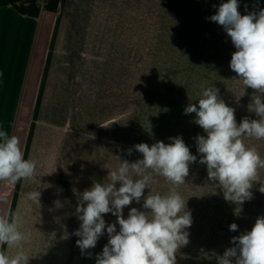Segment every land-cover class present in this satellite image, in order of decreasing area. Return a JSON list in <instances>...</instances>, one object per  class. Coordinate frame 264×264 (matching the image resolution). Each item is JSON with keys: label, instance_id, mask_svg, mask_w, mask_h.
Wrapping results in <instances>:
<instances>
[{"label": "crops", "instance_id": "0c3cea01", "mask_svg": "<svg viewBox=\"0 0 264 264\" xmlns=\"http://www.w3.org/2000/svg\"><path fill=\"white\" fill-rule=\"evenodd\" d=\"M222 2L226 0H62L57 13L38 6L37 18L19 15L12 7L0 8V36L9 34L15 49L24 51L15 50L19 52L15 54L17 65L0 82H13L8 102L14 107L2 122L9 136L18 139L24 158L36 162L34 176L21 179L19 191L18 181H0V216H10L17 194L13 214L20 217L19 230L31 233L24 243L27 264H96L100 242L81 253L76 244L79 237L74 235L81 223L75 209L80 195L95 182H110L109 171L121 163L117 157L130 163L143 158L135 149L127 154V149L139 143L168 144L169 138L181 136L197 156V162L189 165L185 183L176 187L188 182L193 200L186 206L193 221L187 229L189 242L177 251L176 264H217V258L233 246L231 238L250 231L257 217L264 216V193L259 191V183L251 189L253 198L237 205L226 201L218 184L208 179L206 165L198 162L194 139L206 133L194 123L195 113L184 112L190 103L198 106L203 90L215 87L220 98L235 109L237 124L244 117L258 119L248 109L254 90L239 80L229 61H205V53L212 54V48L175 47L179 49L175 54L186 57L184 61L170 69L159 63V72L172 69L171 79L159 81L165 91L155 109L156 117L158 108L164 109L166 128L158 131L155 127L153 135L149 130L138 131L134 125V74L138 69L143 71L144 65L135 69L133 48H118L114 41L129 33L132 38L136 25L141 26L142 38H149L153 23L158 28L172 27L173 38H192L200 33L207 37L211 32L226 46L231 44L227 48L232 55L236 49L222 26L207 19ZM238 4L241 15L259 11L258 0H238ZM12 19L18 22L15 30L7 27ZM123 23L130 28L129 33L119 32ZM224 52L221 48L222 56ZM145 54L149 49L143 47L142 60ZM166 54L163 51L159 57ZM39 95L40 107L34 119ZM140 103L143 113L149 103L141 98ZM242 139L264 158V140ZM259 175L264 179V168L259 169ZM152 177L158 190L160 184L163 188L172 186L164 177L155 173ZM37 190L39 201L30 198ZM232 223L238 225V231H230ZM4 252L12 256L16 249L5 245Z\"/></svg>", "mask_w": 264, "mask_h": 264}, {"label": "clouds", "instance_id": "9594fccd", "mask_svg": "<svg viewBox=\"0 0 264 264\" xmlns=\"http://www.w3.org/2000/svg\"><path fill=\"white\" fill-rule=\"evenodd\" d=\"M238 7V0H226L207 19L222 26L231 39L236 51L230 69L256 93L248 109L258 119L244 117L237 124L235 109L220 98L215 87L203 90L198 106L190 103L184 112L195 113L194 123L206 133L194 139L198 162L206 165L208 179L218 184L226 201L242 205L253 198L254 183H259V191L264 193V179L259 175L264 158L242 139L264 140V9L241 15ZM169 139L168 144L139 143L127 149L128 155L135 149L143 158L130 163L117 157L121 163L109 171L110 182H95L80 195L75 212L81 223L74 235L79 237L76 244L81 253L95 248L105 230L108 236L102 252L96 255V264H176L177 251L188 244L192 216L176 187L185 183L189 165L197 162V156L181 136ZM149 170L173 186L168 194L152 193ZM35 171L36 162L24 158L18 139L0 130V181L16 183L32 178ZM146 188L150 189L147 196ZM30 198L39 201L40 192L31 193ZM141 200L143 210L132 207L125 218L124 208ZM108 213L116 222L106 223L104 214ZM19 228L18 215L0 216V247L16 249L12 256L0 251V264H27L24 243L31 233ZM229 228L238 231L236 223ZM231 243L217 264H264V216L257 217L250 231L233 236Z\"/></svg>", "mask_w": 264, "mask_h": 264}, {"label": "rangeland", "instance_id": "374dc122", "mask_svg": "<svg viewBox=\"0 0 264 264\" xmlns=\"http://www.w3.org/2000/svg\"><path fill=\"white\" fill-rule=\"evenodd\" d=\"M43 1L44 0H37L36 5L39 7H43ZM258 6L259 9H264V0H258ZM0 15H2L0 13ZM10 24L7 27H10L11 30H15L17 27L18 22L16 20L12 19L9 21ZM119 24V32H125L129 33L130 28L127 26L125 27L126 23H123V26H120ZM136 32L134 33V36L131 38V34H124L119 37L117 36V39L114 40L117 42V47H132L134 50V65L135 69L137 67H140V64L144 65V70L135 71L134 79H135V90H134V107H135V116H134V125L135 127H138V131L144 130L150 131V134L153 135L156 131L155 127L158 131L161 130V128H166V113L164 112V109H159V114L156 117V111L157 109V101L159 99H162V95H164L165 88L159 86L160 80H167L171 79V70L168 72H159V69L161 67L159 66V63H163L166 65V68L170 69L173 68L175 63H179L180 61H184L185 56H181L179 54H175L176 51L179 49L175 47H184L182 49L187 50L190 47H196L198 49L200 48H208L209 51H211V48L213 49L212 54L205 53V61L208 62H215V63H221V62H230L231 56L228 54V48L231 47V44L226 46L222 42L221 39H217L214 37L211 32L208 33V36L205 37L201 35L202 33L198 34L197 37L192 38H173L174 33L172 30V27H161L158 28V25H154L153 23H150L149 28V38L143 39L141 34V26L136 25L135 29ZM161 30H166L167 32H162ZM212 30V29H211ZM15 32V31H14ZM184 35V34H182ZM15 40H12V36L10 37L9 34H7L6 37L0 36V82L3 77V75L9 74L7 72L8 70H11V73H13V69L17 65L16 62H18V59L16 60V55H19V52H15ZM149 49V54H145L144 58L142 60V48ZM221 48L224 49V55L222 56ZM20 51V49L18 48ZM160 51V52H159ZM163 51H166L168 54L166 55H160L159 53L163 54ZM24 51H20L21 54H23ZM198 52H200L198 50ZM207 52V51H206ZM175 55V56H173ZM203 56L202 54H200ZM24 57V56H23ZM199 56L197 55L196 61H199ZM175 60V61H174ZM139 65V66H137ZM165 67V66H164ZM13 68V69H12ZM143 79L144 81L142 82ZM137 84V85H136ZM8 85V86H7ZM13 87V82L9 80L3 79L2 83L0 84V130H5L4 124L2 120L6 117V115L11 111L14 107V104H11L9 101L11 97V93L8 92ZM140 98L144 99L145 101L148 100L149 106L146 108L144 107V112L142 113V106L140 103ZM163 106V105H162ZM148 109V110H147ZM11 117V116H10ZM154 126V127H153ZM8 129V128H7ZM7 131V130H6ZM136 161V160H135ZM149 174L153 176V173L151 170H149ZM162 178V176H159ZM153 179V177H152ZM188 182L186 185H184L182 188H176V191L182 196V198L186 201V206L192 205V199L190 196V190L189 186L187 187ZM119 187V183H118ZM173 186L169 187L166 186L163 188V185H159V190L156 185L153 183L151 184V191L153 194L159 193L161 195H166L170 191V189ZM150 189H145L144 195L147 196ZM143 200H141L140 203H136L133 201V203L127 207L124 208V217L127 218L128 212L130 208L135 207L139 210H143L142 208ZM104 219L107 224L116 222V217L113 216L111 213L104 214ZM119 230V225L117 224V231ZM100 242V245L96 248L98 249V254L102 252L103 247L108 242V236L105 230V235L101 236L98 240Z\"/></svg>", "mask_w": 264, "mask_h": 264}, {"label": "trees", "instance_id": "16d2710c", "mask_svg": "<svg viewBox=\"0 0 264 264\" xmlns=\"http://www.w3.org/2000/svg\"><path fill=\"white\" fill-rule=\"evenodd\" d=\"M61 1L62 0H45V5H44L43 10L45 12L57 13L58 7H59ZM36 2H37V0H0V8L1 7H12L19 15L27 16V17H31V18H37L40 14V8L36 5ZM58 24H59V19L57 21L56 28L58 27ZM49 59H50V55L48 58V63H49ZM43 85H44V82H42V85L40 88V95H41V92L43 90ZM40 95H39L38 101L36 103L35 112H34V119H36L37 113H38V110L40 107ZM33 127H34V124H32L31 131L29 133L28 142H27L28 146L26 148V154H27V151L29 148V142H30L31 137H32ZM20 182H21V180L18 181V183H17V188H16L17 191H19ZM16 197H17V194H15V197H14L10 216L13 215ZM4 247H5V245L2 246V251H4Z\"/></svg>", "mask_w": 264, "mask_h": 264}]
</instances>
